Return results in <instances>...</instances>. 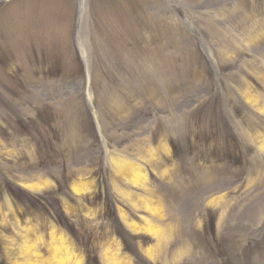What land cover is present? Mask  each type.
<instances>
[{
  "label": "rangeland",
  "instance_id": "1",
  "mask_svg": "<svg viewBox=\"0 0 264 264\" xmlns=\"http://www.w3.org/2000/svg\"><path fill=\"white\" fill-rule=\"evenodd\" d=\"M0 264H264V0H0Z\"/></svg>",
  "mask_w": 264,
  "mask_h": 264
},
{
  "label": "trees",
  "instance_id": "2",
  "mask_svg": "<svg viewBox=\"0 0 264 264\" xmlns=\"http://www.w3.org/2000/svg\"><path fill=\"white\" fill-rule=\"evenodd\" d=\"M9 194L18 202H22V201H26L28 200L27 194L24 190L14 187L12 185H9L7 187ZM28 205L35 207L37 209H43L45 212H49L50 216H52L53 218H55V220L61 224L62 226H64L67 230L71 231L73 230L72 225L70 223H68V220L65 218L63 212L61 211L59 205H52V212H50V210L48 211L47 208H45L42 204V200L43 198H39V197H34V196H30L28 197ZM44 201V200H43Z\"/></svg>",
  "mask_w": 264,
  "mask_h": 264
}]
</instances>
